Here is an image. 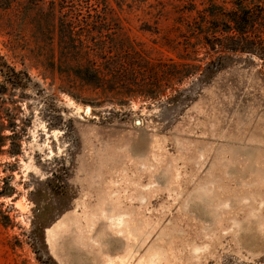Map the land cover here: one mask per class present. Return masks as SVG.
Listing matches in <instances>:
<instances>
[{"label": "rangeland", "instance_id": "rangeland-1", "mask_svg": "<svg viewBox=\"0 0 264 264\" xmlns=\"http://www.w3.org/2000/svg\"><path fill=\"white\" fill-rule=\"evenodd\" d=\"M110 2L152 92L123 106L46 63L53 31L29 3L0 8V55L31 80L5 95L18 136L0 155V187L13 189L0 197V264H264V40L228 44L242 51L215 72L222 54L203 38L223 26L210 14L244 6L257 15L249 38H264L263 0Z\"/></svg>", "mask_w": 264, "mask_h": 264}, {"label": "trees", "instance_id": "trees-1", "mask_svg": "<svg viewBox=\"0 0 264 264\" xmlns=\"http://www.w3.org/2000/svg\"><path fill=\"white\" fill-rule=\"evenodd\" d=\"M19 0H0V8L8 10L13 3ZM76 2L79 6L73 12L79 15L71 16L70 11L64 4ZM35 16V25L39 30L53 31L51 45L56 47V55L45 58L46 63L56 69L61 75L67 74L81 84L98 92L104 101H114L117 105H125L132 98L151 97V90L147 86L145 78L135 77L136 70L132 68L129 54L132 50L133 41L122 38L123 27L120 16L116 13L110 0H21ZM264 2V0H263ZM120 9V6H117ZM193 9H190L192 11ZM202 13V18H205ZM211 17L223 23L218 25L215 31L203 32L204 40L211 36L217 41L210 44L213 50L227 53L238 52L240 48L228 47L227 45H257L264 40L257 36V42L250 39V30L256 25L257 15L251 8L244 6L238 10H231L228 14H210ZM193 28L192 24L187 25ZM238 38V39H237ZM125 55V56H124ZM225 54L216 57L211 63L213 69L221 70ZM181 60H191L190 56H181ZM208 68V67H207ZM133 69V70H132ZM192 72L168 73L169 77L179 81L182 77L191 75ZM138 76V75H137ZM0 155L8 141H13L18 133L15 126L14 114L4 103L9 101L5 98L8 90H25L30 83V77L26 71L15 70L0 55ZM149 87V88H148ZM62 92L69 90L62 88ZM178 96V95H177ZM177 96H174L175 99ZM172 99V98H171ZM4 101V102H3ZM7 121V122H5ZM8 130L9 133L5 134ZM13 142H11L12 145ZM7 155H15L12 149L5 150ZM1 165V162H0ZM4 185L0 187V197L9 196L13 189L2 179Z\"/></svg>", "mask_w": 264, "mask_h": 264}, {"label": "bare ground", "instance_id": "bare-ground-1", "mask_svg": "<svg viewBox=\"0 0 264 264\" xmlns=\"http://www.w3.org/2000/svg\"><path fill=\"white\" fill-rule=\"evenodd\" d=\"M124 219V218H123ZM118 223H120V222H118ZM153 260V259H152ZM152 263V262H151ZM150 262H149V264H151Z\"/></svg>", "mask_w": 264, "mask_h": 264}, {"label": "water", "instance_id": "water-1", "mask_svg": "<svg viewBox=\"0 0 264 264\" xmlns=\"http://www.w3.org/2000/svg\"><path fill=\"white\" fill-rule=\"evenodd\" d=\"M137 122H139V121H137Z\"/></svg>", "mask_w": 264, "mask_h": 264}]
</instances>
